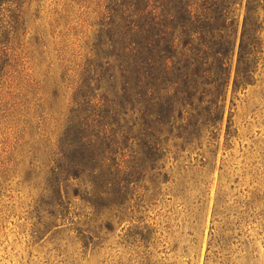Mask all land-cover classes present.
I'll return each instance as SVG.
<instances>
[{
    "label": "rangeland",
    "instance_id": "374dc122",
    "mask_svg": "<svg viewBox=\"0 0 264 264\" xmlns=\"http://www.w3.org/2000/svg\"><path fill=\"white\" fill-rule=\"evenodd\" d=\"M81 10L27 0L0 55V264H264V27L255 80L230 89L223 125L170 139L127 201L94 214L71 191L54 205L42 140L61 131L72 93L59 50L93 36L96 12Z\"/></svg>",
    "mask_w": 264,
    "mask_h": 264
},
{
    "label": "trees",
    "instance_id": "16d2710c",
    "mask_svg": "<svg viewBox=\"0 0 264 264\" xmlns=\"http://www.w3.org/2000/svg\"><path fill=\"white\" fill-rule=\"evenodd\" d=\"M26 2L0 0V55ZM81 6L83 21L96 12L93 36L70 54L59 50L72 93L61 131L54 137L44 127L42 140L54 205L63 211L71 191L98 214L108 198L115 205L128 200L170 139L188 142L202 126L223 125L230 89L255 80L264 0H81Z\"/></svg>",
    "mask_w": 264,
    "mask_h": 264
}]
</instances>
